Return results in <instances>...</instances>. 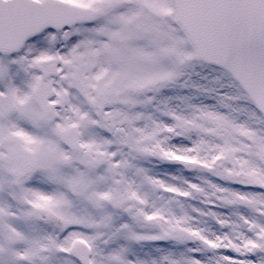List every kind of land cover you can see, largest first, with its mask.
<instances>
[{"label": "snow or ice", "instance_id": "obj_1", "mask_svg": "<svg viewBox=\"0 0 264 264\" xmlns=\"http://www.w3.org/2000/svg\"><path fill=\"white\" fill-rule=\"evenodd\" d=\"M0 264H264V0H0Z\"/></svg>", "mask_w": 264, "mask_h": 264}]
</instances>
